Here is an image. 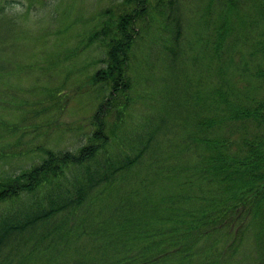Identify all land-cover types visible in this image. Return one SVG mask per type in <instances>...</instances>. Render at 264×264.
I'll return each instance as SVG.
<instances>
[{
    "label": "trees",
    "instance_id": "trees-1",
    "mask_svg": "<svg viewBox=\"0 0 264 264\" xmlns=\"http://www.w3.org/2000/svg\"><path fill=\"white\" fill-rule=\"evenodd\" d=\"M10 2L0 5V17ZM212 5L216 22L206 20L209 37L202 34L198 41L217 62L230 47L248 48L250 57L243 68L257 82L255 93L250 84L234 87L221 82L203 94L189 78L176 91L187 110L184 118L181 110L176 111L175 119L185 132L180 152L195 160L184 158V165L166 171L170 174L164 173L165 167L157 170L175 183L183 178L177 188L153 200L149 189L157 180L149 181L141 198L126 197L123 219L88 232L75 223L69 228L64 227L66 222L50 226L60 216L99 203L142 161H154L160 137L169 132L167 118L161 116L140 126L130 141L120 137L116 148L106 133L104 118L113 115L121 122L129 105L137 42L153 33L165 62L179 64L181 56L188 58L187 21L180 0H123L117 10L101 12L81 45L103 49V65L90 76L103 93L109 90L92 116L96 129L79 151L43 146L39 163L0 176V264H11L12 256L26 248V256L46 251L51 262L57 261L64 249L53 244L65 239L71 244L82 235L103 239L100 250L82 253L71 264H264V0H209L207 8ZM186 71L184 65V82ZM52 96L60 99L62 94ZM202 97H208L205 103ZM178 104L182 107V102ZM166 111L169 117L173 114ZM225 127L227 133L221 131ZM46 241L49 245L39 249ZM248 243L253 257L247 260L245 250L241 258L239 254Z\"/></svg>",
    "mask_w": 264,
    "mask_h": 264
},
{
    "label": "rangeland",
    "instance_id": "rangeland-1",
    "mask_svg": "<svg viewBox=\"0 0 264 264\" xmlns=\"http://www.w3.org/2000/svg\"><path fill=\"white\" fill-rule=\"evenodd\" d=\"M122 1L11 0L8 4L6 15L0 17V176H11L39 163L43 158L40 152L43 146L76 152L87 143L88 136L96 129L92 116L103 104L109 90L103 93L100 84H93L90 78L91 73L103 65L100 62L104 56L103 49L97 44L81 49V45L83 41L85 44V34L95 28L101 12L117 8ZM5 2L0 0V5ZM207 4L209 0H180L181 14L183 18L185 14L187 21L185 41L188 58L184 60L181 56L179 64L171 59L164 61L160 40L153 33L145 34L137 42L132 60L133 87L129 105L121 122L113 115L104 118L106 133L116 148L120 137L130 141L140 126L152 122V117L158 120L165 116L170 129L166 135L158 136L161 139L155 160L146 159L125 174L124 183H120L117 190L103 195L99 203L90 208L86 204L62 218L60 216L50 226L66 222L64 227L69 228L75 223L76 226L80 224L81 231L84 226L88 232L94 226L103 227L117 218L123 219L120 212L129 203L125 201L126 197L141 198L143 186L149 181L157 180L149 189L153 200L177 188L183 178L175 183L158 174L157 170L159 166L165 167L164 173L170 174L171 171H166L178 164L184 165V158H189V162L195 160L194 155L180 152L185 132L175 119L176 111L181 110L184 118L187 110L184 99L176 91L189 78L193 85L199 84L203 94L221 82L234 87L250 84V90L255 93L257 82L243 68L250 57L248 48L240 45L230 47L225 58L217 62L210 51L205 52L204 42L198 41L202 34L209 37V31L204 27L206 20L216 22L217 9L213 5L208 9ZM183 40L184 30L181 40L184 52ZM184 65L187 69L185 82ZM238 66L242 69H237ZM220 67L226 71L219 72ZM177 72L181 74L174 77ZM176 78L180 84L176 83ZM59 91L61 98H53L52 95L59 94ZM207 98L202 97L203 103ZM116 101L120 104L121 98ZM180 102L182 107L178 106ZM166 109L173 110V114L168 112L170 117ZM228 129L225 127L221 131L227 133ZM102 240L82 235L73 238L71 244H66V239L55 242L54 246L64 250L53 262L49 259L51 254L46 251L26 256L29 251L26 248L12 256L11 264H71L82 253L99 251ZM48 245L46 241L39 249L43 250ZM244 250L247 260L251 259L252 245L242 246L240 258Z\"/></svg>",
    "mask_w": 264,
    "mask_h": 264
}]
</instances>
